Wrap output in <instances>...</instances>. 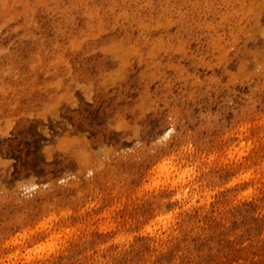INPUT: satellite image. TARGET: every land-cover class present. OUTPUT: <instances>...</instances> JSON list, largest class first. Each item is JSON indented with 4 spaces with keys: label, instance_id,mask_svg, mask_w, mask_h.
Masks as SVG:
<instances>
[{
    "label": "rangeland",
    "instance_id": "obj_1",
    "mask_svg": "<svg viewBox=\"0 0 264 264\" xmlns=\"http://www.w3.org/2000/svg\"><path fill=\"white\" fill-rule=\"evenodd\" d=\"M0 264H264V0H0Z\"/></svg>",
    "mask_w": 264,
    "mask_h": 264
}]
</instances>
